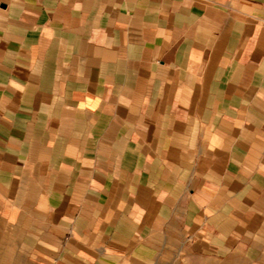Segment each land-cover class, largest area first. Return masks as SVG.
Wrapping results in <instances>:
<instances>
[{"label":"crops","instance_id":"obj_1","mask_svg":"<svg viewBox=\"0 0 264 264\" xmlns=\"http://www.w3.org/2000/svg\"><path fill=\"white\" fill-rule=\"evenodd\" d=\"M0 198L56 264H264V0H0Z\"/></svg>","mask_w":264,"mask_h":264},{"label":"rangeland","instance_id":"obj_2","mask_svg":"<svg viewBox=\"0 0 264 264\" xmlns=\"http://www.w3.org/2000/svg\"><path fill=\"white\" fill-rule=\"evenodd\" d=\"M2 203L0 198V264H56L37 250L25 230L6 219ZM143 258L133 259L129 264H215L210 257L186 253L176 245H170L155 257Z\"/></svg>","mask_w":264,"mask_h":264}]
</instances>
